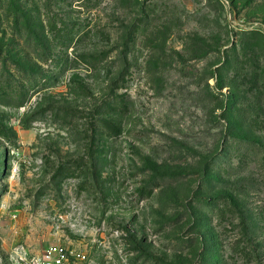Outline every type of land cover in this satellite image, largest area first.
<instances>
[{"label": "rangeland", "instance_id": "1", "mask_svg": "<svg viewBox=\"0 0 264 264\" xmlns=\"http://www.w3.org/2000/svg\"><path fill=\"white\" fill-rule=\"evenodd\" d=\"M2 1L0 264H264V0Z\"/></svg>", "mask_w": 264, "mask_h": 264}, {"label": "trees", "instance_id": "2", "mask_svg": "<svg viewBox=\"0 0 264 264\" xmlns=\"http://www.w3.org/2000/svg\"><path fill=\"white\" fill-rule=\"evenodd\" d=\"M10 1H12V4L11 5H13V4H15L16 6L13 8V11L16 9V7H17V1H19V3H23V1L22 0H10ZM3 3V1L1 0L0 1V7H1V4ZM20 8V4H18V7H17V10H16V12H15V14H17L18 15V13H17V11H18V9ZM226 56H225V59H224V61H223V63H221V66L220 67H222V66H225L226 64H227V66L229 67V68H234V67H237V65H236V58H235V55H236V52H235V49H234V47H231V48H227L226 49ZM2 52H3V50L0 48V62L2 63V65H3V67L5 66V68H7V61H8V63L10 64V65H13V68L16 70V71H18V72H23V71H25L26 72V70H24V68L21 66V64L19 63V61H16V60H12V59H10V57L8 56H6V55H4V56H2L3 54H2ZM56 62V61H55ZM233 65V66H232ZM63 69H65V68H62V70ZM126 69H127V67H126ZM44 79H46L45 77H44ZM218 85L219 86H221V83H218ZM1 103H3V102H1ZM19 105H21V104H19Z\"/></svg>", "mask_w": 264, "mask_h": 264}, {"label": "built area", "instance_id": "3", "mask_svg": "<svg viewBox=\"0 0 264 264\" xmlns=\"http://www.w3.org/2000/svg\"><path fill=\"white\" fill-rule=\"evenodd\" d=\"M47 258L50 260L49 264H64V255L60 252H56V254H51V252H48Z\"/></svg>", "mask_w": 264, "mask_h": 264}]
</instances>
